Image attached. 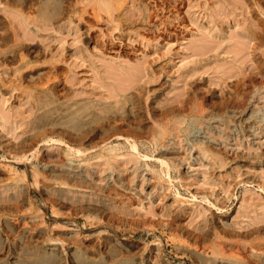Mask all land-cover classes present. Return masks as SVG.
<instances>
[{
	"label": "rangeland",
	"instance_id": "obj_1",
	"mask_svg": "<svg viewBox=\"0 0 264 264\" xmlns=\"http://www.w3.org/2000/svg\"><path fill=\"white\" fill-rule=\"evenodd\" d=\"M0 264H264V0H0Z\"/></svg>",
	"mask_w": 264,
	"mask_h": 264
}]
</instances>
